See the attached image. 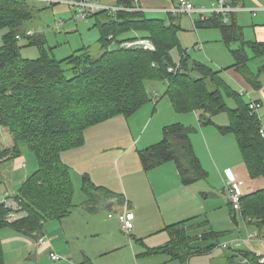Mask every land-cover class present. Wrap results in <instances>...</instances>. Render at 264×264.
<instances>
[{
	"label": "trees",
	"instance_id": "trees-1",
	"mask_svg": "<svg viewBox=\"0 0 264 264\" xmlns=\"http://www.w3.org/2000/svg\"><path fill=\"white\" fill-rule=\"evenodd\" d=\"M116 4L124 10L91 16L97 19L95 27L100 33L102 53L98 57L85 48L86 51L65 60H57L44 34L25 36L28 28H23V24L30 20L32 8L27 0H0V29L10 31L4 35L0 48V136L5 144L0 149V165L28 152L37 160L36 169L14 196L17 206L0 207V230L10 227L38 239L45 223L69 216L74 208L75 189L62 154L81 148L89 128L118 116L131 117L149 103L148 82H167L165 95L174 110L196 112L202 126L213 124L214 116L226 113L229 124L219 126V131L235 137L250 178L264 179V140L259 133V118L251 115L248 103L236 92L228 90L220 71L194 60L182 48L178 36L181 27L174 23L173 14L169 13L168 23L135 10L136 0H117ZM100 15L106 16L107 21H100ZM197 27L220 29L227 43H240V48L232 51L237 66L249 61L244 53L246 47L252 50L254 58L264 60V43L245 42L241 33L231 23L223 24L220 17L199 21ZM18 35L41 49L39 59L21 57ZM139 40L149 41L155 50L126 46ZM174 51L180 59L177 74L169 72L177 66ZM225 96L236 100V109L228 106ZM193 132L194 129L181 124L165 127L161 142L139 151L144 169L175 162L185 183L201 178L205 172L192 148ZM82 191L88 200L108 192L93 184L88 176L83 178ZM229 206L233 213L231 203ZM9 211L19 214L11 224L5 219ZM241 216L264 229V189L243 196ZM188 222L168 227L170 240L153 253L188 264L191 257L209 253L220 245L221 235L217 232L190 235ZM243 254L247 264H264L260 262L264 257L249 251ZM0 264H4L1 240Z\"/></svg>",
	"mask_w": 264,
	"mask_h": 264
},
{
	"label": "crops",
	"instance_id": "crops-1",
	"mask_svg": "<svg viewBox=\"0 0 264 264\" xmlns=\"http://www.w3.org/2000/svg\"><path fill=\"white\" fill-rule=\"evenodd\" d=\"M36 1L39 0H27L30 6H34ZM94 1L107 7L117 6V0ZM190 1L196 4L194 0ZM234 1L243 10L234 15L230 23L241 33L245 42L264 43V0ZM199 4L205 5V3ZM177 5L178 0H136L137 9L146 15L155 16L153 14H156V17L151 18L165 19L168 23V14ZM167 16L168 18H166ZM173 16L178 17L176 14ZM95 21H97L96 18ZM199 21H201L200 16L194 22L198 41L195 45L201 42L202 49L194 52L204 55L206 53L216 54L213 57L216 69L211 68L220 71L228 90L236 92L246 103L250 101L261 103L258 118L261 126L264 127V60L254 58L252 50L246 47L244 53L248 56L249 61L244 66H237L232 51L239 49L240 43L236 40H233L231 44L227 43L225 41L227 38L220 29H218L219 35L216 36V33L206 31L216 28H198ZM63 22L60 23L63 24ZM174 23L181 27L176 21ZM28 30H32L34 33L38 32L32 28H28ZM199 30H202V33ZM207 34L212 38L211 41H207ZM186 50L189 51V49ZM190 56L205 64L192 55ZM174 61L177 62L175 59ZM242 69H245L250 79L256 82V86L247 80ZM153 84L160 86V89L153 95L146 86L151 101L142 107L148 109L141 111V108L138 111H141V119L145 121L146 131L141 130L139 137L126 150L112 153L114 140L125 135V132L105 130L99 127L102 125L101 123L89 128L84 133L86 142L82 148L77 149L78 153H73V150L68 151L69 162L66 165L70 169L72 180L75 176L79 178L81 183L78 190L82 197L77 204L73 201L74 208L69 216L59 222L49 221L54 224L57 222L58 225L54 229L50 228L54 224L47 222L43 225L40 238L44 237L48 240L43 247L39 248L37 245L40 238L24 236L10 227L0 230L4 264H25L27 261L31 264H64L62 261H51L49 258L51 251L78 264H176L174 262L177 260H170L166 255L154 260L147 258L160 256L153 253V250L167 244L170 240V234L166 230L168 227L189 221L187 225H190L189 231L192 236H199L210 231L225 232L223 230L230 229V227L221 228L222 216L215 211L214 207L213 210H210V205L206 201H211V197L214 195V197H219L218 205L228 204L226 187L231 180H235L240 185L243 196L264 189L263 178H250L235 137L231 134H222L219 131V126L229 124L228 117L227 120H218V115H216L213 117V124L202 126L196 112L177 113L174 110L170 99L165 95L168 88L167 82L160 81ZM225 100L231 102L229 106L231 109L237 108L234 98L225 96ZM151 103L153 104L152 117L149 119L151 107L148 105ZM226 116L228 115L226 114ZM173 124H181L194 129L191 135L192 148L205 174L191 183H185L182 180L175 162H167L153 169L145 170L139 157V151L161 142L164 128ZM88 135L96 138L93 141L94 144L100 146L111 144L109 149L101 148V152H110L108 159L86 154L89 144ZM138 140H142L143 148H135L132 153V147H135L134 143ZM23 156L8 165H1L2 169L9 170L10 173L15 165L21 164ZM23 168H27L25 163H23ZM14 170L16 171L12 180L19 186L34 171L27 174L20 168ZM85 176H88L93 184L105 188L108 192L98 194L94 200H88L82 191ZM200 181L202 182L199 183ZM74 189L73 199L76 196L75 185ZM6 191L8 192L7 189ZM125 207L133 215V229L128 233L122 229L116 216ZM107 212L113 214V217L110 218L109 214L106 215ZM243 222V230L246 229V233L256 231L259 234V238L252 242L254 248L240 249L236 247L231 249L229 254L224 255L223 252H218L220 250L217 247L209 253L193 256L190 260L204 256L212 257L215 260H213L214 263L220 258L219 260L224 259V264H247L246 257L242 253L244 251L254 252V255L264 257V229L255 223L246 220ZM7 223L11 224L12 222L7 221ZM236 227L229 231L232 232L230 234L232 239L241 238L236 235H241L242 229L239 224ZM159 233H164L168 241L166 240L163 244L150 245V239ZM221 237L219 241L222 239ZM200 243L202 245V242H199L198 245ZM6 247L8 248L6 249ZM27 254L28 257H26ZM190 260L188 264H190Z\"/></svg>",
	"mask_w": 264,
	"mask_h": 264
},
{
	"label": "rangeland",
	"instance_id": "rangeland-1",
	"mask_svg": "<svg viewBox=\"0 0 264 264\" xmlns=\"http://www.w3.org/2000/svg\"><path fill=\"white\" fill-rule=\"evenodd\" d=\"M67 1L68 0H43V1L39 0V1H36L37 3L35 2L34 6H31L32 8H29L31 12L30 13L31 18H29L30 20L26 21L23 24V28L25 29L32 28L44 34L48 42V47L52 49V54L55 56L57 60H65L66 58L74 54H79L82 52L81 50H84L85 48L87 49V51H89L90 55H92L93 57H98L102 53V48L100 46L101 44L99 43L100 33L95 27V24L97 22L95 21V17H89L86 21L76 20L74 11L69 7V5L67 4ZM194 2L196 3L194 5L197 8L202 7V6L210 7L212 3L211 0L209 2L208 0H194ZM199 3H205V5H201ZM153 15L155 16L147 15V17L151 18V17L157 16L156 14H153ZM166 18H168V16ZM198 18H199L198 14H194L193 19H191L187 15H180V14L178 15L177 18L175 17V21L181 25V30L179 31V34H178L181 46L185 50L189 49L190 55H192L194 58L216 69V65L214 63L215 61H213V57H215L214 55L216 54L210 55L206 53V55H204L202 53H196L194 52L195 50H193V48L196 46L195 44L198 42L197 32L194 28V22H196ZM98 19L100 21H107L106 16H102V15L98 16ZM62 21H64L63 24L60 23ZM206 31H209V33H216L215 34L216 36L219 35L218 29L217 30L207 29ZM9 32L10 31L8 30V28L0 29V48L4 44V35ZM199 32L202 33V30H199ZM206 38H207V41L212 40V38H210L208 34L206 35ZM18 46L20 48V54L22 58L29 59V60H37L40 58L41 49H39L35 45H30V42L28 41L27 38H22L21 40H19ZM151 46L153 45L151 44ZM144 47L147 48L146 46ZM152 50L154 51L155 49L153 48ZM173 53H174L173 55L174 59L177 61L176 63H178L180 60L179 55L177 51H174ZM226 55L227 54L225 53V56ZM153 83L154 82H148L147 87L149 88V92L154 95L156 92H158L157 90L160 89V86L158 87L157 84H153ZM226 102L228 106L231 105V102H229V100H226ZM148 106L151 107V111L149 112V115H148V118L150 119V117H152L151 113H152L153 104L151 103ZM146 109L148 108L144 107L142 108L141 111H145ZM141 111L131 117L118 116L116 118H113L111 120H108L102 123V125L99 126L100 128H104L105 130H119V131L125 132V135L118 137L117 140H114V143L112 144L114 145L112 153L123 152L124 150L127 149L129 145L133 143V141H135L139 137V135L141 134L140 133L141 130H144V132L146 131V128L144 127L145 121L141 119L142 117L141 116L142 114H140ZM227 117L228 116H226V114H219L217 116L218 120L226 119ZM87 138L89 142L88 149L86 152L87 155L99 156L102 159L109 158L110 152L108 153L101 152L102 151L101 148L109 149L111 144L108 143L107 145L100 146V145L93 143V141L96 140V138H92L89 135L87 136ZM2 139L3 137L0 136V149L4 147L5 145L2 142L4 141V139L3 140ZM85 142H86V138L84 135L83 146L85 145ZM134 146L135 147H132V153H134L133 151L135 148L137 149L143 148L142 140L136 141L134 143ZM77 149H74L73 153L75 154L78 153L79 150ZM69 152L66 151V153L64 152L62 154V160L65 164L69 162L68 160ZM100 153L102 154L100 155ZM36 162L37 160H36L35 155L32 154L31 152H28L23 156L21 164L15 165L13 167V170H12L14 171L13 173L12 171L9 173L8 172L9 170L2 169V166L0 165V194H1L0 197L5 196L7 192L6 189H7L8 190L7 193L11 194L10 195L11 202H10L9 207L15 208V206H17L14 200L15 195L13 193L17 192L19 188V184H15L14 180H12V176H14V173L16 171L14 169L20 168L22 171H25V173L28 174L37 167ZM23 163L26 164L27 168H23ZM8 164L9 163H7V165ZM7 178L10 181L9 183H8ZM2 182H4V184H2ZM73 182L76 187V196L74 197L73 201L75 204H77V202H80L81 197H82V194L79 193V190H78V187L80 186L81 182L77 176L74 177ZM201 182L202 181H200L199 183ZM218 200H219V197L217 198L216 196L214 197L213 195L211 197V201H206L208 205H210L209 207L210 210H213V207H214L215 211L218 212L220 216H222L223 222L220 225L221 228L230 227V229H227V230L222 229L225 232H217L218 234L222 235L221 237L222 239H220L221 246L219 245L220 247L218 246L217 248L218 250H220L218 252L220 253L223 252L224 255H226V254H229V251L231 249L236 248V247H239L240 249L254 248L252 242L255 239L259 238V234L256 231L246 233V229L243 230L244 219L242 218L241 213H237L235 211H233L232 213L231 207L229 206L230 201L228 202V204L218 205ZM108 214L110 213L107 212L106 215ZM18 216L19 214L17 215V217ZM48 224H54V223L48 222ZM237 224L240 225V228L242 229V233L241 235H236V236L237 237L240 236L241 238L232 239L233 237L232 235H230L232 234V232H229V231H232V229H236ZM57 225L58 224L56 222L54 225H51L52 227L50 228L54 229V227H56ZM166 240L168 241V239L166 238V235L164 233H159V234L154 235L150 239L149 243L150 245H155V243L163 244L166 242ZM199 245H201V243ZM224 245H227V248L224 247ZM7 248L8 247H6V249ZM251 253L255 254L254 252H251ZM157 255H160V256H152V257H147V258L154 260L157 258L164 257V255H161V254H157ZM26 257H28V254ZM22 259L20 260V262L22 261ZM219 259L220 258H218L216 263H214L215 260L212 259V257H204V256L195 257L190 260L191 261L190 264H224V259L222 260H219ZM174 263L181 264L179 261H175ZM25 264H31V263H28L27 261L25 262Z\"/></svg>",
	"mask_w": 264,
	"mask_h": 264
},
{
	"label": "built area",
	"instance_id": "built-area-1",
	"mask_svg": "<svg viewBox=\"0 0 264 264\" xmlns=\"http://www.w3.org/2000/svg\"><path fill=\"white\" fill-rule=\"evenodd\" d=\"M67 4L69 7L74 11L76 20L78 21H86L89 17L95 15L96 13L107 11L111 14H115L116 12L124 10L122 7L116 6V7H107L104 5H101L93 0H68ZM135 10L140 11L139 9L135 8ZM243 10L242 7L238 6L237 4H233L229 0H214L211 3L210 7H199L197 8L190 0H178V5L175 9L171 11L172 14L177 15H187L191 19H193L194 14H198L200 16L201 21H206L211 16H217L220 17V20L223 22V24H230L231 19L234 15L241 12ZM34 32L32 30H28L25 33L26 37L32 36ZM17 39L21 40L22 36L18 35L16 37ZM146 40H139L134 43H128L126 46H146L148 49H153L154 47L151 46V43L144 42ZM194 50H200L202 49L201 42H199L194 48ZM180 66L177 65L176 68L169 69L170 73L177 74ZM250 113L251 115H255L259 117V110L261 108V103L256 101H250L248 103ZM260 136L264 140V127L261 126L260 128ZM227 191V197L229 198V201L233 207V211L237 213H241V200L243 198V191L240 187V185L235 181L231 180L226 187ZM10 195L6 193L5 196L0 197V207L5 206V208L10 206ZM17 213L15 211H9L5 217V219L8 222L15 221L17 217ZM117 218L121 224L122 229L128 233L133 229V215L131 212L128 211V208L125 207V209L118 213ZM109 217L112 218L113 214H109ZM250 238V237H249ZM48 240L44 237L40 238L37 245L38 247H43ZM249 241V239H248ZM247 241V242H248ZM224 247L227 248V245H224ZM49 258L53 262H64V264H78L72 261L71 259H68L62 255H59L53 251L49 253ZM261 263L264 262V259H261Z\"/></svg>",
	"mask_w": 264,
	"mask_h": 264
},
{
	"label": "water",
	"instance_id": "water-1",
	"mask_svg": "<svg viewBox=\"0 0 264 264\" xmlns=\"http://www.w3.org/2000/svg\"><path fill=\"white\" fill-rule=\"evenodd\" d=\"M144 42H148V41L146 40V41H144Z\"/></svg>",
	"mask_w": 264,
	"mask_h": 264
}]
</instances>
